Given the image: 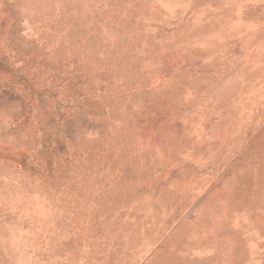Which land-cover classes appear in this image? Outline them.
<instances>
[{"label":"rangeland","instance_id":"obj_1","mask_svg":"<svg viewBox=\"0 0 264 264\" xmlns=\"http://www.w3.org/2000/svg\"><path fill=\"white\" fill-rule=\"evenodd\" d=\"M0 264H264V0H0Z\"/></svg>","mask_w":264,"mask_h":264}]
</instances>
